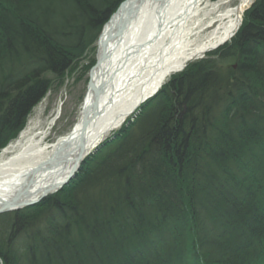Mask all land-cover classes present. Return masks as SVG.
Listing matches in <instances>:
<instances>
[{
    "label": "trees",
    "instance_id": "16d2710c",
    "mask_svg": "<svg viewBox=\"0 0 264 264\" xmlns=\"http://www.w3.org/2000/svg\"><path fill=\"white\" fill-rule=\"evenodd\" d=\"M122 2L0 0V153ZM210 55L58 193L0 214V264H264V0Z\"/></svg>",
    "mask_w": 264,
    "mask_h": 264
},
{
    "label": "bare ground",
    "instance_id": "6f19581e",
    "mask_svg": "<svg viewBox=\"0 0 264 264\" xmlns=\"http://www.w3.org/2000/svg\"><path fill=\"white\" fill-rule=\"evenodd\" d=\"M222 1L126 0L120 5L104 28L95 86H88L71 131L50 142L60 109L46 124L37 109L19 137L1 152L0 209L8 204L25 207L53 191L74 168L80 152L95 149L137 115L141 105L192 60L231 42L256 0H229L226 8H221ZM204 3L210 7H202ZM212 14L217 20L211 32L192 38L199 34L196 28L203 18Z\"/></svg>",
    "mask_w": 264,
    "mask_h": 264
},
{
    "label": "rangeland",
    "instance_id": "374dc122",
    "mask_svg": "<svg viewBox=\"0 0 264 264\" xmlns=\"http://www.w3.org/2000/svg\"><path fill=\"white\" fill-rule=\"evenodd\" d=\"M220 1L221 0H209V3L220 2ZM227 1L229 0L222 1L225 3H222L221 8H226L225 4H227L226 3ZM233 3L236 4L237 0H234ZM205 6L206 3L202 5V7ZM207 7L210 6H206L205 8L208 9ZM216 16L217 15L212 14L208 17H204L203 21L200 23L201 25H198L196 28V30L200 31L199 34L193 35L192 38L197 37L198 39L199 38L201 39L203 35H207L208 33H210L212 28H214V25L216 24V22L212 23L213 21L217 20ZM98 40L94 43L92 47H90L86 51L85 57L83 58L84 60L78 63L79 65L76 66L73 72L68 74L69 76L61 80V79H57L56 76L54 75L53 76L51 74L49 75V78L53 80V86L50 89V91L47 93V95L41 100V102L33 108L31 115L28 117V119L32 117L33 114H35V111L38 109L41 112V116L39 118L46 124L47 123L46 120L54 116V114H57L58 109H60L58 118L55 120V125L53 129L50 131L51 134L50 137L48 138L50 142H54L58 137L64 136L67 133H69V131H71V129L74 127L77 120L79 119L80 113L82 111L81 108L85 101L84 98L88 91V85L91 78L90 72L94 66L93 65L90 68H87L86 65H90L89 64L90 61L97 60L96 54L98 51V45H97ZM230 43L231 42H228L222 45V47H225ZM222 47L218 49H222ZM215 50H212V52ZM212 52L205 54L201 58L192 60L191 62L201 60L202 58L208 56L211 57L212 55H210V53ZM216 60L219 61L220 67L222 69L231 66V64L234 65L235 63V60L231 58L227 60L226 59L221 60L217 58Z\"/></svg>",
    "mask_w": 264,
    "mask_h": 264
},
{
    "label": "water",
    "instance_id": "95a60500",
    "mask_svg": "<svg viewBox=\"0 0 264 264\" xmlns=\"http://www.w3.org/2000/svg\"><path fill=\"white\" fill-rule=\"evenodd\" d=\"M126 0H124V2H125ZM124 2H122L121 3V5L124 3ZM118 9V8H117ZM116 12V11H115ZM114 16V14L112 15V17ZM111 17V18H112ZM110 18V19H111ZM109 19V20H110ZM108 20V21H109ZM107 21V22H108ZM107 22H106V24L104 25V27H103V29H102V32H101V36H100V38H99V40H98V42H97V45H98V48H99V43H100V40H101V37H102V35H103V31H104V28H105V26L107 25ZM98 52V51H97ZM97 60H98V57H97ZM98 63V62H97ZM97 63H95V65L93 66V68H92V70H91V72H90V81H89V85L88 86H95V84H94V77H93V73H94V70H95V68L97 67ZM95 88H97V87H95ZM158 92V91H157ZM156 92V93H157ZM155 93V94H156ZM155 94H153V95H151V96H154ZM147 100V99H146ZM145 100V101H146ZM144 102V101H143ZM139 114V113H138ZM134 117H136V115L134 116ZM133 120V119H132ZM104 141V140H103ZM100 145V144H99ZM99 145H97L96 146V148L95 149H90V148H88V149H86V150H83L82 152H80V155L78 156V158L75 160V166H74V168L69 172V174H68V176L64 179V180H62L60 183H58V185L54 188V190L53 191H50V192H47V193H43L41 196H40V198H38L37 200H34V201H31V202H29V203H27L26 204V206L25 207H27V206H30V205H34V204H37V202H40L41 200H43V199H45V198H47V196L49 195V194H55V193H58V191L59 190H61L64 186H66V185H68V183L73 179V178H75L76 177V175H77V173H78V171L81 169V167H82V165H83V162L88 158V156L90 155V154H94L96 151H97V149L99 148ZM25 207H17V208H12L9 204L5 207V209H0V214H4L5 212H16L17 210H21L22 208H25Z\"/></svg>",
    "mask_w": 264,
    "mask_h": 264
}]
</instances>
